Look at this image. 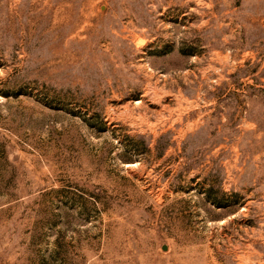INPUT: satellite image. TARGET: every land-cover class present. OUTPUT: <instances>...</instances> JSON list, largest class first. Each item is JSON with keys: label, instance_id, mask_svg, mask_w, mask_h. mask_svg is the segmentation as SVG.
<instances>
[{"label": "rangeland", "instance_id": "obj_1", "mask_svg": "<svg viewBox=\"0 0 264 264\" xmlns=\"http://www.w3.org/2000/svg\"><path fill=\"white\" fill-rule=\"evenodd\" d=\"M0 264H264V0H0Z\"/></svg>", "mask_w": 264, "mask_h": 264}]
</instances>
